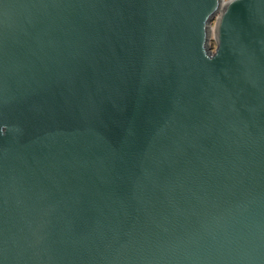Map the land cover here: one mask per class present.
Returning a JSON list of instances; mask_svg holds the SVG:
<instances>
[{
    "label": "water",
    "instance_id": "water-1",
    "mask_svg": "<svg viewBox=\"0 0 264 264\" xmlns=\"http://www.w3.org/2000/svg\"><path fill=\"white\" fill-rule=\"evenodd\" d=\"M0 264H264V0H0Z\"/></svg>",
    "mask_w": 264,
    "mask_h": 264
},
{
    "label": "rangeland",
    "instance_id": "rangeland-1",
    "mask_svg": "<svg viewBox=\"0 0 264 264\" xmlns=\"http://www.w3.org/2000/svg\"><path fill=\"white\" fill-rule=\"evenodd\" d=\"M212 25H214V22L212 23ZM211 45L214 47V41H213V39L211 40Z\"/></svg>",
    "mask_w": 264,
    "mask_h": 264
}]
</instances>
